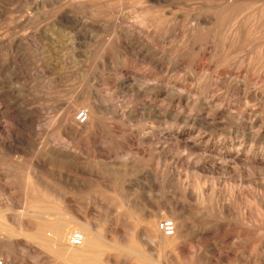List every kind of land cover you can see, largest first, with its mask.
Here are the masks:
<instances>
[{
  "label": "rangeland",
  "instance_id": "rangeland-1",
  "mask_svg": "<svg viewBox=\"0 0 264 264\" xmlns=\"http://www.w3.org/2000/svg\"><path fill=\"white\" fill-rule=\"evenodd\" d=\"M263 145L264 0H0L5 264H264Z\"/></svg>",
  "mask_w": 264,
  "mask_h": 264
},
{
  "label": "built area",
  "instance_id": "built-area-1",
  "mask_svg": "<svg viewBox=\"0 0 264 264\" xmlns=\"http://www.w3.org/2000/svg\"><path fill=\"white\" fill-rule=\"evenodd\" d=\"M75 122L79 126H84L89 122V113L86 110H80L76 113ZM160 231L166 236H173L176 232V227L172 221H163L159 225ZM84 238L81 233H73L70 236V244L74 247H79L83 244ZM0 264H5L4 260L0 258Z\"/></svg>",
  "mask_w": 264,
  "mask_h": 264
},
{
  "label": "bare ground",
  "instance_id": "bare-ground-1",
  "mask_svg": "<svg viewBox=\"0 0 264 264\" xmlns=\"http://www.w3.org/2000/svg\"><path fill=\"white\" fill-rule=\"evenodd\" d=\"M149 1V0H148ZM150 1H154V0H150ZM150 3V2H149ZM260 75V74H259ZM179 114V113H178ZM238 117V116H237ZM213 122V121H212ZM77 124V123H76ZM256 124V123H255ZM78 125V124H77ZM250 126V125H249ZM262 129V128H261ZM247 133V132H246ZM214 146V147H213ZM212 147L213 148H216V145L214 144ZM264 146V145H263ZM240 148V147H239ZM221 150V149H220ZM231 150V149H230ZM233 151V150H232ZM239 151V153L237 154V157L240 155V150H238ZM220 152V151H219ZM226 154V153H225ZM261 154V153H260ZM219 155H221V154H219ZM259 155V154H258ZM231 156V155H230ZM248 156L249 155H247L246 156V158H248ZM257 156V155H256ZM214 158V157H213ZM250 158V157H249ZM249 160V159H248ZM257 160H259L258 162H257ZM252 164L254 163H258L259 164V162L262 164V165H264V151L262 152V154H261V156H260V158H258V159H254V160H249ZM229 162V161H228ZM232 164V163H231ZM199 165V164H198ZM60 197V196H59ZM62 198V197H61ZM65 199V198H64ZM62 202H66V201H62ZM71 207V206H70ZM68 208V207H67ZM76 209V208H75ZM182 210V209H181ZM77 213V212H76ZM80 215V214H79ZM78 214H77V216H78V218L80 217ZM73 216V215H72ZM43 220H46L45 218L43 219ZM48 220V219H47ZM75 221H77L76 219H75ZM79 221V220H78ZM63 223L61 222V221H58V222H56L55 223V225L54 226H60V225H62ZM49 226V225H48ZM24 227V226H23ZM45 227H47V226H45ZM87 227V226H86ZM176 227V226H175ZM45 229V228H44ZM54 230V229H53ZM50 231V230H49ZM55 231V240L56 241H58V242H62L63 240H65V237H66V234H68L65 230V232H63V233H57L56 232V230H54ZM60 232V231H59ZM76 233V232H75ZM176 233V232H175ZM73 234V233H72ZM71 234V235H72ZM82 235H83V238H84V241H83V244L81 245V246H79L78 248L80 249V251H82V252H84L86 249H87V247H88V245H89V239H88V236H90L91 237V240L93 239L94 241H97L98 239H100V234L95 230V229H91V227H90V229L87 231V232H83V233H81ZM107 234V233H106ZM110 234V233H109ZM184 234V233H183ZM70 235V236H71ZM146 235H147V233H146ZM175 235V234H174ZM173 235V236H174ZM180 236H182V235H180ZM169 237V236H168ZM172 237V236H171ZM102 239V238H101ZM69 244H70V237H69ZM71 245V244H70ZM72 246V245H71ZM90 246V245H89ZM74 247V246H73ZM244 258V257H243Z\"/></svg>",
  "mask_w": 264,
  "mask_h": 264
}]
</instances>
